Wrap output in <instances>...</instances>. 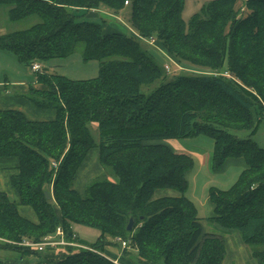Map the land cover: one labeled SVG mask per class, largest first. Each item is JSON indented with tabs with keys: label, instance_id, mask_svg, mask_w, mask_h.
Returning <instances> with one entry per match:
<instances>
[{
	"label": "trees",
	"instance_id": "16d2710c",
	"mask_svg": "<svg viewBox=\"0 0 264 264\" xmlns=\"http://www.w3.org/2000/svg\"><path fill=\"white\" fill-rule=\"evenodd\" d=\"M237 2L211 0L186 25L183 0H0L9 23L37 19L0 34V51L18 63L31 69L78 46L82 61L98 62L89 80L35 73L39 88L30 86L25 98L53 110V120L0 110V159L18 161L9 179L18 203L0 192V250L15 255L0 264H118L104 255L114 242L126 243L121 254L134 264H222L224 239L202 230L185 196L193 160L162 143L198 136L213 141V171L228 159L246 164L228 190L208 191V221L224 234L236 232L264 264V148L252 139L264 121V0ZM91 11L110 16L92 22ZM111 17L126 19L129 29H104ZM151 39L185 71L167 76L140 47ZM95 148L115 180L95 178L81 196L73 182ZM156 190L179 196L153 198ZM18 205L30 207L37 222L20 216ZM75 225L96 231V241L81 240ZM56 228L88 249L20 245L41 242Z\"/></svg>",
	"mask_w": 264,
	"mask_h": 264
},
{
	"label": "rangeland",
	"instance_id": "374dc122",
	"mask_svg": "<svg viewBox=\"0 0 264 264\" xmlns=\"http://www.w3.org/2000/svg\"><path fill=\"white\" fill-rule=\"evenodd\" d=\"M210 1L211 0H183L184 5L181 14L183 22L187 25L189 19L194 14L199 13L200 9L203 6H206ZM244 2L245 0H238L237 7L239 8L243 6ZM124 15H127V12H125ZM88 20L96 23L100 22L99 19ZM36 22L37 19L35 17H29L23 21L9 23L6 19L5 8L0 7V34L24 30L32 26ZM118 22V24L121 25L122 28L126 30L129 29L126 19L119 18ZM140 47L147 50L148 53L152 56L153 61L156 62L160 67L165 64L170 67V71L168 73L165 72L167 76L185 71L184 68L174 65L169 59H167L163 52L152 42L140 41ZM38 64L40 65L42 72L44 71L46 74L60 75L71 80H89L96 78L98 75V62L82 61L80 57V46H78L75 52L69 57H66L64 59H53L47 62H40ZM4 78H6L9 83L23 82L32 85L33 83H35L36 75L31 71L30 68L18 63L12 55L0 51V82L3 83ZM92 135L94 136V138L97 137V129L95 126L92 127ZM240 135L238 134V136ZM252 139L259 147L264 148V121L260 124L257 133L253 136ZM181 142L187 147V149H196L198 151H202L203 153H208L209 149H211L212 147V142L207 137L187 139ZM95 150H97V148H95ZM92 154L93 152H91L86 159V164H90L92 166H90L89 170L90 175L82 177L81 185H84V187H86L95 178L115 180L113 176L109 175L106 169L102 168L98 164V167H95L93 165L95 160ZM194 161H196V159ZM201 167L202 169H198L197 162L195 169L196 171L192 177V183L190 182L189 184L188 196L192 197L196 205L199 207L198 217L203 219L202 222L205 232L216 234L224 238L225 234L216 225L206 220V218L204 217V211L200 208V199L202 198V195L204 196L205 194H207V189L211 186L217 187V185H221L223 181L222 178L219 179L216 177V175H214V173L210 169V164L208 162L206 164V160L203 161ZM222 185L224 186L225 184ZM8 197L12 201L13 197L10 195H8ZM75 229H77L76 233L79 235V238L81 240L89 244L96 241V238L98 236V233L96 231L88 228H83L81 226H76ZM234 247L235 250H239L240 248H242V250H244V253L239 261L234 259L232 264H257L255 260L250 257L249 247L243 245L242 243H240V246H237L235 243ZM121 250L122 247L120 245V242H114L104 249V255L107 256V258H109L110 260H114L118 264H125L123 263L124 260H128L127 264H134L133 260L126 259L122 256ZM14 255L15 254H13L12 252L0 250V259L2 260H5L6 258H13ZM131 255H133V253H131ZM27 261L29 263H33L35 260L33 257H31Z\"/></svg>",
	"mask_w": 264,
	"mask_h": 264
},
{
	"label": "crops",
	"instance_id": "0c3cea01",
	"mask_svg": "<svg viewBox=\"0 0 264 264\" xmlns=\"http://www.w3.org/2000/svg\"><path fill=\"white\" fill-rule=\"evenodd\" d=\"M103 16H110L104 12L101 11H91L86 15L87 19L91 20H97L100 19ZM110 25L106 24L104 29H108L111 27V29H115L116 26H120L118 23L119 18L118 17H111ZM121 27V26H120ZM124 29V28H123ZM133 34V32L131 31ZM172 62V61H171ZM173 63V62H172ZM30 86H33L34 88H39V86L35 83L30 85L29 83H23V82H16V83H9L6 78H4L3 83L0 82V110H14L20 112L28 121H50L53 120L55 117V112L53 110H43V109H37L34 105H32L26 98L25 95L28 93V89ZM199 137H205V136H198L193 138H199ZM193 138H187V139H193ZM208 138V137H207ZM187 139H181V140H166L162 143L167 145L173 152L177 154H184L192 158L193 160V167L191 170L186 174L187 179V190L185 192V196L188 200L192 202L196 209L197 217L199 216V207L196 205L195 201L192 199V197L188 196V189L190 182L192 183V177L195 173L196 164L198 162V169H202L201 164L204 160L210 164V169L216 175L217 178H222V184H225L224 186L217 185V187H209L207 189V194L204 196L202 195V198L200 199V208L204 211V217L206 220L209 218H212L213 216V206L210 203L209 197H208V191L211 188L225 191L228 190L238 179L239 175L243 171V169L246 168V164L243 159H228L225 161L224 166L219 171H213L212 170V152H213V141L212 147L209 149L208 153H203L202 151H198L196 149H187L185 145L182 144L181 141H185ZM95 150V149H92ZM90 150L88 154L86 155L82 165L78 169L75 180L73 182V189L78 192L81 196H84L85 188L84 185H81L82 177H86L90 175V164H86V159L88 155L93 152L92 156L94 157L95 162L93 165L96 167L98 163V150L92 151ZM194 158V159H193ZM196 159V161H194ZM18 165V161L16 159H0V192H5L6 194L13 197L12 201L15 203H18V196L16 193L11 189L9 184L10 176L16 173V167ZM100 166V165H99ZM92 167V166H91ZM98 167V166H97ZM99 171V169H98ZM198 171V170H197ZM200 171V170H199ZM194 183V182H193ZM196 191V189H195ZM203 194V193H202ZM179 194L176 191L172 190H156L153 198H161V197H177ZM29 208V209H28ZM18 213L20 216L26 218L30 222L36 223L37 219L30 207L27 206H17ZM199 218V217H198ZM200 224L202 226V230L205 232V229L203 227V222L201 218ZM76 226H72V231L79 237V235L76 233L77 229H75ZM85 228V227H83ZM237 235V236H236ZM97 239V238H96ZM224 239L225 244V256L222 261V264H232L233 260H240L241 256L243 255L242 248L239 250H235L234 245L236 243L237 246H240V237L239 235L232 231V232H226ZM125 264H127V261L124 260ZM239 264V263H238Z\"/></svg>",
	"mask_w": 264,
	"mask_h": 264
},
{
	"label": "built area",
	"instance_id": "2783aa9c",
	"mask_svg": "<svg viewBox=\"0 0 264 264\" xmlns=\"http://www.w3.org/2000/svg\"><path fill=\"white\" fill-rule=\"evenodd\" d=\"M125 5H127V2H125ZM149 42H152L154 44V41L152 39ZM173 64L176 65L175 63H173ZM164 70L168 73L170 71V67L167 64H165ZM31 71L33 73H40L42 70H41V67L38 63H33L31 66ZM52 167L55 168L56 164L52 163ZM20 245L25 246V247L34 248V249H37L38 251H42L46 247L55 248L58 246H72V247H78L81 249H88L85 246L78 245V244L72 243L70 241H67L64 238V233H63L61 228H56L55 233L53 235L46 236L41 242L34 243L32 241L25 240L22 243H20ZM121 246L125 247L126 243L121 242ZM113 262L117 263L115 261H113Z\"/></svg>",
	"mask_w": 264,
	"mask_h": 264
},
{
	"label": "water",
	"instance_id": "95a60500",
	"mask_svg": "<svg viewBox=\"0 0 264 264\" xmlns=\"http://www.w3.org/2000/svg\"><path fill=\"white\" fill-rule=\"evenodd\" d=\"M44 195H45L46 200L51 199V196H50V194L47 191L44 192ZM133 223H134V220L132 218H130L129 221H128V224L126 226V231L127 232H131L132 227H133Z\"/></svg>",
	"mask_w": 264,
	"mask_h": 264
}]
</instances>
